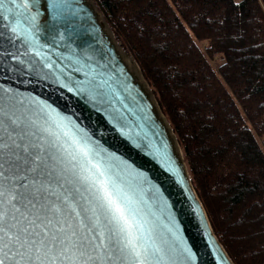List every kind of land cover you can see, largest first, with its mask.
I'll return each instance as SVG.
<instances>
[{"label": "water", "instance_id": "obj_1", "mask_svg": "<svg viewBox=\"0 0 264 264\" xmlns=\"http://www.w3.org/2000/svg\"><path fill=\"white\" fill-rule=\"evenodd\" d=\"M70 140L127 202L134 250L66 170ZM0 164V236L37 241L0 251L5 264H233L169 123L92 0H0Z\"/></svg>", "mask_w": 264, "mask_h": 264}, {"label": "trees", "instance_id": "obj_2", "mask_svg": "<svg viewBox=\"0 0 264 264\" xmlns=\"http://www.w3.org/2000/svg\"><path fill=\"white\" fill-rule=\"evenodd\" d=\"M92 1L169 123L228 257L264 264V0Z\"/></svg>", "mask_w": 264, "mask_h": 264}, {"label": "snow or ice", "instance_id": "obj_3", "mask_svg": "<svg viewBox=\"0 0 264 264\" xmlns=\"http://www.w3.org/2000/svg\"><path fill=\"white\" fill-rule=\"evenodd\" d=\"M64 135L68 136L67 133H64ZM60 147L63 152L62 159H66L69 166L66 170L71 171L77 179L88 186V190L92 193L99 207L105 211L111 222L117 226L119 234L123 237L125 247L134 250L135 241L138 239L136 236V225L130 215L131 209L123 199L120 190L107 178L100 164L93 162V157L86 146H81L77 140H70L69 145H60ZM2 167L3 165L0 164V168ZM24 187H27V185H24ZM76 191H79V189L77 188ZM3 195V186L0 185V196ZM0 231H3L2 221H0ZM23 231L27 237H31L32 233L28 229ZM41 243L43 244L44 242L41 241ZM36 244L37 241L35 239L22 238L20 234L14 237H7L6 234L0 236V251H4L5 248L8 250L4 251L5 257L14 248L19 252L20 249H27ZM0 264H5L4 259H0Z\"/></svg>", "mask_w": 264, "mask_h": 264}, {"label": "rangeland", "instance_id": "obj_4", "mask_svg": "<svg viewBox=\"0 0 264 264\" xmlns=\"http://www.w3.org/2000/svg\"><path fill=\"white\" fill-rule=\"evenodd\" d=\"M215 59H216V57H215Z\"/></svg>", "mask_w": 264, "mask_h": 264}]
</instances>
